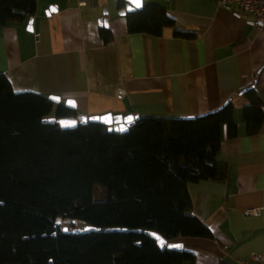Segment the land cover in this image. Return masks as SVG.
<instances>
[{
	"label": "trees",
	"instance_id": "obj_1",
	"mask_svg": "<svg viewBox=\"0 0 264 264\" xmlns=\"http://www.w3.org/2000/svg\"><path fill=\"white\" fill-rule=\"evenodd\" d=\"M35 9L36 0H0V26L23 22ZM126 22L129 34L154 37L174 27L163 6L149 3ZM243 90L246 133L255 135L261 102L255 86ZM69 116L79 115L47 96L14 93L0 75V264H192L193 253L160 250L143 232L168 243L211 237L192 215L187 186L225 178L216 156L223 130L236 136L231 103L190 118L141 117L123 134L100 123L62 130L43 122ZM95 187L103 199H93ZM65 221L70 230L102 232L68 234ZM113 228L126 232H104Z\"/></svg>",
	"mask_w": 264,
	"mask_h": 264
},
{
	"label": "crops",
	"instance_id": "obj_2",
	"mask_svg": "<svg viewBox=\"0 0 264 264\" xmlns=\"http://www.w3.org/2000/svg\"><path fill=\"white\" fill-rule=\"evenodd\" d=\"M148 3L163 6L174 20L160 37L129 34L119 0H86L83 6L36 0L32 16L0 26V75L14 93L56 96L87 117L190 118L229 101L236 136L227 138L223 130L216 156L226 176L187 186L192 215L211 237L174 243L194 254L192 264H241L251 255L264 264V30L235 4L143 0ZM104 32L111 36L107 43ZM255 77L263 121L248 135L241 90ZM248 209L261 211L246 215Z\"/></svg>",
	"mask_w": 264,
	"mask_h": 264
},
{
	"label": "water",
	"instance_id": "obj_3",
	"mask_svg": "<svg viewBox=\"0 0 264 264\" xmlns=\"http://www.w3.org/2000/svg\"><path fill=\"white\" fill-rule=\"evenodd\" d=\"M123 3L122 9L118 11V15L125 16L129 13H133L135 11L140 10L143 7V0H140V6L137 7L134 0H119ZM101 26L107 27V20L103 19L100 22ZM258 81V77H255L253 84L251 85V88H253ZM245 91L243 90L241 94H243ZM48 100L54 104V105H62L63 107L67 109H74V103L71 101H65V103L61 104L60 98L56 96H49ZM139 118L137 116H134L132 114H129L127 116L122 115H116L113 116L110 113L99 115V116H89L86 115H79V116H69V117H62V118H50L47 120H44V123H50V124H57L60 129L62 130H74L78 127V125H85L87 123H100L104 125L107 128V132H118V133H126L129 128L138 120ZM3 203H0V206H2ZM61 223L60 219L56 220V226H59ZM71 223L73 225H79L81 223L72 220ZM69 224L68 221L64 222V225ZM83 226V225H82ZM62 232H68V234H74V235H82V234H88V233H101L102 231L91 226H83L81 228L71 229L69 230L67 227H63ZM105 233H118V232H126L125 229H106L104 230ZM131 232H137V231H131ZM146 236L150 237L156 242V245L160 250L168 249L173 251H182L183 247L180 243H168L161 235L155 232H143ZM34 238V237H33ZM27 239V237L24 238V240Z\"/></svg>",
	"mask_w": 264,
	"mask_h": 264
},
{
	"label": "built area",
	"instance_id": "obj_4",
	"mask_svg": "<svg viewBox=\"0 0 264 264\" xmlns=\"http://www.w3.org/2000/svg\"><path fill=\"white\" fill-rule=\"evenodd\" d=\"M217 4L221 7H227L235 4L239 11L244 14L250 15L253 20L258 24L260 29L264 30V0H216ZM86 0H78V4L85 5ZM260 209H248L245 211L246 215H258ZM252 261L255 264H261L263 257L259 255H251L248 259L242 261L241 264H246Z\"/></svg>",
	"mask_w": 264,
	"mask_h": 264
},
{
	"label": "rangeland",
	"instance_id": "obj_5",
	"mask_svg": "<svg viewBox=\"0 0 264 264\" xmlns=\"http://www.w3.org/2000/svg\"><path fill=\"white\" fill-rule=\"evenodd\" d=\"M104 197H105L104 190L101 187H95L93 191V199L100 200L103 199ZM65 227L70 228L68 224Z\"/></svg>",
	"mask_w": 264,
	"mask_h": 264
},
{
	"label": "snow or ice",
	"instance_id": "obj_6",
	"mask_svg": "<svg viewBox=\"0 0 264 264\" xmlns=\"http://www.w3.org/2000/svg\"><path fill=\"white\" fill-rule=\"evenodd\" d=\"M134 2H135V4H136L137 7L140 6V0H134Z\"/></svg>",
	"mask_w": 264,
	"mask_h": 264
}]
</instances>
